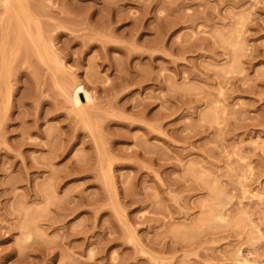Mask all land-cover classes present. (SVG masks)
I'll return each mask as SVG.
<instances>
[{
  "label": "rangeland",
  "instance_id": "obj_1",
  "mask_svg": "<svg viewBox=\"0 0 264 264\" xmlns=\"http://www.w3.org/2000/svg\"><path fill=\"white\" fill-rule=\"evenodd\" d=\"M0 264H264V0H0Z\"/></svg>",
  "mask_w": 264,
  "mask_h": 264
},
{
  "label": "bare ground",
  "instance_id": "obj_2",
  "mask_svg": "<svg viewBox=\"0 0 264 264\" xmlns=\"http://www.w3.org/2000/svg\"><path fill=\"white\" fill-rule=\"evenodd\" d=\"M84 86L81 84V82L77 83L75 85L74 90L72 92V99H73L72 101H74V103H76V104L80 103L82 97L86 98L85 99L86 102H87V100H88V102L91 101L92 96H90L89 92L85 89ZM86 102H84V103L86 104ZM78 105H81V104H78Z\"/></svg>",
  "mask_w": 264,
  "mask_h": 264
}]
</instances>
